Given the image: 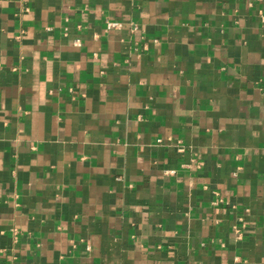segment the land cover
<instances>
[{
  "label": "crops",
  "instance_id": "0c3cea01",
  "mask_svg": "<svg viewBox=\"0 0 264 264\" xmlns=\"http://www.w3.org/2000/svg\"><path fill=\"white\" fill-rule=\"evenodd\" d=\"M0 264H264V0H0Z\"/></svg>",
  "mask_w": 264,
  "mask_h": 264
},
{
  "label": "built area",
  "instance_id": "2783aa9c",
  "mask_svg": "<svg viewBox=\"0 0 264 264\" xmlns=\"http://www.w3.org/2000/svg\"><path fill=\"white\" fill-rule=\"evenodd\" d=\"M122 28V24L118 23V22H108L107 23V31L111 32V31H116ZM76 46H80L81 43L80 41H76L75 42Z\"/></svg>",
  "mask_w": 264,
  "mask_h": 264
}]
</instances>
